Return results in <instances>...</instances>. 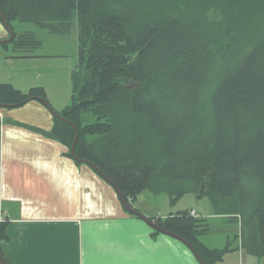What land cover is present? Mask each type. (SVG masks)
Returning a JSON list of instances; mask_svg holds the SVG:
<instances>
[{"label": "trees", "instance_id": "obj_1", "mask_svg": "<svg viewBox=\"0 0 264 264\" xmlns=\"http://www.w3.org/2000/svg\"><path fill=\"white\" fill-rule=\"evenodd\" d=\"M0 22L12 34L0 47L12 57L41 46L32 29H16L22 23L59 35L76 28L78 39L72 101L55 111L63 119L52 114L48 131L10 123L61 143L77 165L94 164L131 215L156 169L159 190L177 192L172 203L184 192L209 195L251 224L240 226L253 233L246 250L264 256V0H0ZM31 100L47 102L44 88L0 83V107ZM148 142L157 164L144 153ZM150 218L206 264L233 250L230 241L202 244L207 219L190 210ZM6 227L0 221V242Z\"/></svg>", "mask_w": 264, "mask_h": 264}, {"label": "crops", "instance_id": "obj_2", "mask_svg": "<svg viewBox=\"0 0 264 264\" xmlns=\"http://www.w3.org/2000/svg\"><path fill=\"white\" fill-rule=\"evenodd\" d=\"M69 35L39 34L41 53L30 58L0 53V83L19 89L13 80H24L32 61L73 57L77 35ZM7 38L0 22V40ZM36 76L38 81L41 73ZM10 121L48 131L53 119L36 100L0 107V221H7L8 236L0 247L11 264H200L181 240L162 232L153 236V227L125 211L114 188L89 165L75 164L64 145ZM97 178L106 194L96 195ZM229 240L226 235L223 246ZM243 254L242 249L236 264H245Z\"/></svg>", "mask_w": 264, "mask_h": 264}, {"label": "rangeland", "instance_id": "obj_3", "mask_svg": "<svg viewBox=\"0 0 264 264\" xmlns=\"http://www.w3.org/2000/svg\"><path fill=\"white\" fill-rule=\"evenodd\" d=\"M211 16H215V15H211ZM28 28H32V30L35 33H38V35L41 34L42 37L44 34H46V31L43 29L36 28L31 25L23 24V23L18 25L17 30L28 29ZM75 32L77 35L76 28H73L72 31L69 33L70 34L69 36L70 37L74 36ZM70 46L71 44H67L66 48ZM40 51L41 50L39 48L34 49L29 53L30 55H28V57L29 58L33 57L34 54L41 53ZM0 53H6L7 57H12L14 56V54H16L13 53L12 55V52L9 49L6 50L3 47H0ZM12 58L16 59L18 57H12ZM78 61L79 58H78V39H77V51L75 52L73 57L66 56L59 59H52V60L37 59V62L36 60L32 61V67H31L32 71L29 72V75H27V65H26V70H25L26 77L24 78V80L23 79L13 80V83L19 86L22 89L21 91L24 93L27 92V87L31 88L35 86L45 85L44 88L45 97L49 100V105L54 111H61L62 109H64L65 107L71 104L72 91H71L70 75L71 72L77 68ZM36 64L40 65L39 69H36L37 67ZM70 66H73L72 70L69 71V73H67L68 72L67 69ZM58 69H63V71H57ZM40 73H41V78H39V80L36 81L35 77H37L36 75H40ZM27 76L33 77L35 80L28 79ZM36 101L39 102L38 100ZM43 105L47 108L45 104ZM153 148H154L153 144L151 142H148L147 147L144 149V153L145 155H147V157H149L151 161L157 164L158 163L157 160L159 161V156H156L157 154L155 151H153ZM158 171L159 169H156L154 171V179H152L150 187L144 189L137 195V198L133 202V205H131V207L136 208L137 210L139 209L140 211L145 212L146 214L155 215L159 217H164V215L175 213L180 210L194 209L197 212L198 216L205 217L207 219L206 222L208 223V227H209L207 232L198 234L196 236V238L202 244H204L209 248H213V246H220V245L223 246L225 236L228 235L230 238L229 241L231 248H233L232 250L233 253H230V251H228L229 253L226 252L222 257V261H220L221 264H236L238 262L237 259L238 253H240L242 249L244 252L243 257L245 264H264L263 255H256L253 251L250 252L246 250L245 244L248 242L253 246H255L254 244L255 242L252 241L253 233L252 231H250V229H248L247 226H245L241 232L240 226L241 223L242 225L243 224L251 225V224L245 221L242 217L240 218L237 212L226 211L225 208L221 207L219 204H215L213 202V199L207 194L203 196H199L195 194V192L193 191L184 192L183 194L181 193L182 195H180V197L174 203H172L171 198L172 196L176 195L177 192L175 191V193L172 194L169 191V189L159 190L160 185L159 183L155 182V179L158 177ZM98 180L99 179L97 178L96 179L97 186L95 188V192L96 195L99 196L100 193L104 194L106 191L104 186ZM187 186L188 184L184 183L179 187V190L181 192L182 190L185 191ZM170 187H171L170 190H172L173 188L175 190L177 189L176 184L175 186L170 185ZM222 246H220L219 248H221ZM211 264H216V262H213Z\"/></svg>", "mask_w": 264, "mask_h": 264}, {"label": "water", "instance_id": "obj_4", "mask_svg": "<svg viewBox=\"0 0 264 264\" xmlns=\"http://www.w3.org/2000/svg\"><path fill=\"white\" fill-rule=\"evenodd\" d=\"M8 33H9V38H7L6 40H0V42L8 41L9 39H11L12 34H11L10 31H8ZM44 104L47 106V108L51 111V113H52L53 115H56V116L60 117V116H59V115H58V114H57V113L51 108V106H50L47 102H44ZM60 118H62V117H60ZM62 119H63V118H62ZM67 122H68V121H67ZM69 123H70V122H69ZM70 124H71V125L74 127V129H75V136H74V139H73V142H72L71 148H70V152H71L72 156H74V147H75L76 140H77V138H78V130H77V127H76L75 125H73L72 123H70ZM86 163H87V165H89V166L93 167L94 169H96V170L99 172V174H100L102 177L105 178L104 180H108V179L103 175V173L101 172V170L98 169L94 164L89 163V162H86ZM108 182H109V184H111V186H113V188H114V190H115L117 196L120 198L121 202L124 203V200H123V198H122L120 192L116 189L115 185H114L111 181H108ZM124 204H125V203H124ZM126 206H127V205H126ZM127 208H128V210H130L131 212H133L135 215H137V216H139L140 218H142L145 222L149 223L154 229H156V230H158V231H160V232H162V233H166V234H168V235H170V236H173V237H175V238L181 240L182 242H184V243H185V244L191 249V251H192L193 254L196 256V258L198 259V261L200 262V264H205V263L203 262V260L201 259V257L199 256V254L195 251V249H194L191 245H189L187 242H185V241L183 240V238H181L180 236H177V235H175V234H173V233H170V232H168V231H166V230L160 228V227H159L158 225H156V224H155L150 218H148L147 216H145L143 213H141L140 211H138L136 208H133V207H131V206H127ZM0 264H9L8 261L6 260L5 256H4L3 252H2L1 247H0Z\"/></svg>", "mask_w": 264, "mask_h": 264}, {"label": "built area", "instance_id": "obj_5", "mask_svg": "<svg viewBox=\"0 0 264 264\" xmlns=\"http://www.w3.org/2000/svg\"><path fill=\"white\" fill-rule=\"evenodd\" d=\"M190 214H191V215H195V213H194V211H193V210H192V211H190Z\"/></svg>", "mask_w": 264, "mask_h": 264}]
</instances>
